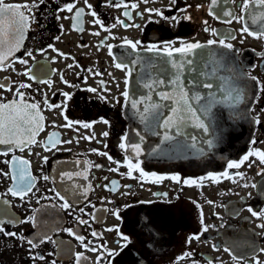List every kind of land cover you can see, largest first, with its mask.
<instances>
[{
	"label": "flooded vegetation",
	"instance_id": "af4514ba",
	"mask_svg": "<svg viewBox=\"0 0 264 264\" xmlns=\"http://www.w3.org/2000/svg\"><path fill=\"white\" fill-rule=\"evenodd\" d=\"M34 2L39 5L31 13L35 16V22L31 23L24 33L20 49L6 62L14 60L12 67L0 71V83L11 85L13 90L19 83L31 84V88L22 89L29 102L33 100L42 102L46 96L49 103L60 104L65 102L62 93L67 92L72 98L67 101L64 115L69 120L79 121L81 124L92 123V128L85 129L81 124L73 125V129L79 131L61 127L66 123L64 115H61V109L49 110L41 103L44 130L36 136L37 143L23 151L14 150L8 157L0 156V170L5 172L9 171V166L2 161L11 159V155L28 160L31 175L36 178V188L39 189V191L34 189L35 195L30 194L26 197V201L29 202L25 203L10 194L0 196L11 203L9 215L16 220H22L32 215L33 209L42 205L59 204L60 201L55 199V192L50 189L60 191L73 207L67 210L45 208L38 214V219L47 222L53 228L72 229L85 238V244L91 241L89 247L99 248L100 245L106 244L107 249L119 251L120 254L115 257L113 264H193V261L197 264H208L209 260L212 264H236L232 256L223 250L225 246L232 248L237 255L241 252L251 253V248L237 247L245 243L264 248V228L258 227L264 223V216L254 217L248 211L251 207L258 213L264 212V175L257 174L264 165L260 164L256 157H250L239 169L227 168L229 161L238 162L250 149L264 150V143H261L264 141L262 111L264 91H258L256 81L250 79L254 76L264 85V39L253 38L247 33L242 35L240 32L244 26L242 23L235 20L232 23L222 22L229 19L228 17L214 19L209 15L211 0H177V5L171 12L167 11L169 0H157L147 5L140 3L139 0H124V3L129 5L130 19L123 15L125 11L123 6L119 8L107 6L109 0H88V4L92 5L91 9L86 6L84 0H44L43 3H40V0H5V3L10 4L31 5ZM73 2L76 8L85 9L80 25L83 28L82 32L73 29L72 17L76 8L72 13L57 11L65 4ZM111 2L118 3L119 0ZM132 3H138L139 7L131 9ZM241 3L242 0H235L234 3L231 0H222L215 11L221 13L224 10H231L239 16L241 9L238 5ZM186 4L192 5L188 9L192 20L190 22L181 20L178 25H175V22L169 25L163 20L159 23H150L148 14L144 12L146 7L159 8L164 10L166 16H183L185 13L177 12L176 9L184 8ZM196 5L202 7L197 10ZM93 10L109 31H104L93 23L95 18L90 14ZM138 12L144 13L143 18L137 15ZM57 16L60 18L57 19ZM117 18L127 24L141 27L126 28L117 24L113 28L112 25L116 23ZM152 19L156 20L158 17L153 16ZM205 20L208 22L207 25L203 23ZM205 27L218 30V35L204 31ZM95 32H99L100 35H93ZM229 33H234L236 39L228 38ZM57 36L60 37L59 40L55 39ZM177 37L193 43L199 41L202 44H206L210 39L220 38L230 42L233 45L232 50L213 45L204 51L214 53L210 57L215 61L210 65V69L216 68V76L211 77L212 82L220 83L217 77L231 78V83L242 90L243 99L234 109L223 105L215 107L208 134L189 126L184 129V136L162 143L164 129L146 127L130 104L125 105L124 97L121 95L125 91V72L114 66L113 56L122 57L129 51L123 46L124 38L140 40L147 44L173 41ZM50 44L65 55L60 56L52 51L48 48ZM107 45H113L112 56L109 55ZM175 46L179 47L180 44L176 43ZM41 49L47 51L42 52ZM26 51H31L34 59L27 57ZM141 55L147 58L150 54ZM19 59H27L28 64L19 63ZM68 65L73 67L69 68ZM26 68H31L33 73L48 80L49 83H37L29 79L23 75ZM97 72L100 75H96ZM61 76L69 83L65 84ZM135 77L130 79L128 90L131 98L139 99L147 90L139 85L136 73ZM87 88H96L97 92H88L85 90ZM199 91L205 96L209 91L215 92L217 98L221 95L215 87L211 90L201 88ZM0 96L5 102L13 99V93L3 89H0ZM152 102L160 103L155 93L152 94V100L148 101ZM163 103L171 106L172 101ZM203 103L205 101H201V104ZM160 111L161 119L170 114L169 107H164ZM126 114L130 116V120ZM253 118H258L260 124H254ZM102 120H107L108 124ZM139 126L142 131H137ZM51 132H58L59 139L71 140L72 143L59 144L58 150L45 151L44 143ZM103 132H108L109 135L104 137ZM136 132L144 136L147 147L151 150H178V157H173V152L165 158L155 153L148 157H138L146 173L178 174L181 180L198 179L211 173L219 176L220 182L204 179L189 186L169 179L154 183L151 182L153 180L151 175L143 181L128 177L125 151L118 145L126 133L128 136L126 143H140ZM154 132H159L160 135ZM93 133L95 139L89 141L83 138ZM217 133L222 138L209 149L205 141L214 139ZM191 136L197 138L195 147H191L193 143ZM253 138L256 144H251ZM93 149L107 153L113 161L110 162L107 156L93 152ZM199 149H204L203 155L198 154ZM45 156L48 158L47 163L42 159ZM76 161H80V165H77ZM86 161L91 162L90 167L84 163ZM136 162L134 159L133 163ZM249 163H252L251 167H248ZM95 165L102 167L97 168ZM85 169L88 179L77 177L74 180V183L80 186L78 193L73 195L65 192L64 189L73 182H61L60 174ZM224 171L230 173L231 179L221 175ZM236 173H242L243 176ZM43 176H48L49 179L45 181ZM133 176L138 177L139 172H133ZM112 181L117 182V187L114 191H109L108 188H112ZM11 184V180L0 176V194L6 193ZM244 184L249 186L244 187ZM252 184L258 187L253 188ZM105 185H108V188ZM41 196L53 199H41L40 204H37L36 200ZM81 208L84 209L83 212L80 211ZM114 212L119 213V219ZM77 218L88 223L80 224ZM204 226H209L207 232H203ZM3 227L6 231L16 232L34 240L38 232L31 223L16 225L5 223ZM107 229H118V232L128 236L131 242L120 251L118 241L120 244H124L125 241L116 230ZM93 231L99 235L92 236ZM197 234L200 235L198 241L193 239L191 243H187L189 237ZM53 239L61 242L59 250L52 243L42 244L34 253L44 255L45 260L33 261L29 258V246L26 242L0 234V264H51L53 259H56L57 264H76L74 253H83L87 257L81 264H97L99 253L86 250L67 232L61 230L54 233ZM213 245L219 250H214ZM49 252L55 255L48 256ZM184 253L192 255L178 260ZM257 258L264 264V253H259ZM103 264H108V260L105 259ZM248 264H253L251 257Z\"/></svg>",
	"mask_w": 264,
	"mask_h": 264
},
{
	"label": "snow or ice",
	"instance_id": "6c2138e0",
	"mask_svg": "<svg viewBox=\"0 0 264 264\" xmlns=\"http://www.w3.org/2000/svg\"><path fill=\"white\" fill-rule=\"evenodd\" d=\"M44 0H40V3H43ZM86 6L91 9L92 5L88 4V0H84ZM140 3H144L145 5L149 3H155L157 0H139ZM222 0H211L209 5V15H212L214 19L220 20L221 16L228 17L229 19L223 20L224 23H232L235 20L238 23H242L244 26L240 29L241 34L247 33V35L252 36L256 39H264V0H242V3L238 5L241 9V14L239 16L235 15V13L231 10H224L221 13H217L215 9L219 6ZM232 3L235 0H231ZM177 5V0H169V5L167 7V11L171 12L173 8ZM109 7H121L125 8L123 15L127 18H131V13L128 10L129 5L124 3V0H119L118 3H112L109 0L107 4ZM39 5L35 2L31 5L28 3L17 4V3H5V0H0V71L7 70V68L12 67V64L15 62L14 60L9 61L10 57H13L15 52L18 51L22 45V41L24 39V33L30 27V24L35 22V16L31 15L33 9L38 8ZM139 7L138 3H132L130 5L131 9H137ZM192 5H187L184 8H177V12L185 13L183 16L171 15L166 16L164 14V10L159 8H148L144 9V12L148 14L150 23H159L161 20L167 22L169 25H178L181 20L190 22L192 20L191 14L188 12V9L191 8ZM202 5H196V9L199 10ZM76 8L75 3L65 4L63 7L57 9V11H67L69 13L73 12V9ZM85 14L84 8H76L75 15L72 17L73 29L83 31V28L80 26L82 24V17ZM90 14L95 18L93 23L99 25L104 31H109L108 28L105 27L103 22L97 18L98 14L96 11H91ZM141 18H143L144 13H137ZM158 17V19L153 20L152 17ZM60 17L57 16V19ZM67 19V17H64ZM251 21L249 24L248 21ZM205 25H207V21H203ZM117 24L124 27H136L140 28V25L136 24H127L125 21L117 18L116 23L112 25V27H116ZM62 29V26H61ZM143 31V29H141ZM204 31H211L213 35H218V30L209 29L205 27ZM93 35L99 36V32L93 33ZM228 38L236 39L234 33H229ZM55 39L59 40L60 37L57 36ZM107 39V37H106ZM103 44V42H101ZM179 43L180 46L176 47L175 44ZM218 45L224 49L232 50L233 45L230 42H226L225 38H220L219 40L210 39L206 44H202L199 41L196 42H188L183 38L177 37L173 41H161L159 43L150 42L145 44L140 40H129L127 38L123 39V46L129 49L122 57L113 56L114 66L117 69H120L125 72V91L121 94L124 97L125 105L130 104L131 108L135 110V113L138 115L140 121L145 124L146 127L162 128L164 129L163 133V142H170L175 140L177 137L184 136V129L187 127H193L200 129L203 133L208 134L211 122L213 120V109L218 105H223L228 108H235L239 103L242 102L243 95L242 90L237 88L235 85L231 83V78L228 77H217L220 81L218 84H214L211 80L212 76H216V68L212 67L210 69V65L214 64L215 61L211 60L210 57L214 55V53H207L204 50L209 48L210 46ZM83 47V45H81ZM109 50V55L112 56V48L113 45H107ZM52 51L57 52L58 55L64 56V53H60L58 49H56L53 45H48ZM40 51H47L46 49H41ZM141 53L150 54L145 58ZM25 55L27 57H31L34 59L31 51H26ZM19 63L27 65V59H19ZM69 68H72L73 65H68ZM14 70V69H13ZM91 71V70H89ZM133 72H136L137 79L139 85L147 90V93L141 96L139 99H133L130 97L129 93V84L130 79L133 76ZM96 75H100V73H95ZM23 75L27 76L29 79L34 80L37 83H49L48 80L41 78L40 76L33 73L31 68H26ZM7 79V78H5ZM62 81L65 84L69 82L67 80H63V76H61ZM253 81H256L258 86V91H264V85H262L256 77H250ZM101 84L103 82L101 81ZM71 86V85H70ZM32 85L28 83H19L15 90L11 87V85H6L4 83H0V89L5 91H9L13 93V99L5 102L4 98L0 96V156L8 157L10 153H13L14 150L23 151L26 147L31 148V146L37 143L36 136L39 132L44 130L43 120L44 117L41 115V103H43L49 110L52 109H61V115H64V111L67 107V101L71 100V95L67 92L62 93L65 97V102L60 104H52L49 103L47 97L41 101L29 102V99L26 96V93L22 91V89L31 88ZM217 88L220 92V97L217 98L215 92L209 91L206 96L202 95L199 89H213ZM88 92L96 93V88H87L85 89ZM155 93L160 100V103L152 102L148 103V101L152 100V94ZM258 99V96H257ZM165 101H172L171 106L163 103ZM201 101H205V103L201 104ZM164 107H169L170 114L161 119V109ZM264 111V109H262ZM203 117V118H202ZM64 119L66 123L61 125V127L73 129L74 124H81L79 121H72L64 115ZM103 123L108 124L107 120H102ZM254 124H260V120L258 118H253ZM55 126V125H53ZM81 126L85 129L92 128V123H82ZM79 131V129H73ZM156 135H160L159 132H154ZM58 132H51L47 138L46 143H44L45 151H52L53 149L58 150L57 146L59 144H68L72 143L71 140H61L59 139ZM109 135L108 132H103L102 136L107 137ZM136 135L139 137L141 143L144 141V136L140 132H136ZM86 140L91 141L95 139V134L91 136L83 137ZM221 135L219 133L215 134L214 139H207L205 143L208 148H213L217 141L221 139ZM192 140L191 147H195L196 137L191 136ZM128 140L127 133L121 137V143L118 147L125 151V162L128 168L127 176L130 178H136L138 180H145L149 175L153 178L151 182L160 183L165 179H169L176 183H182L184 185H194L198 183V180L202 181L204 179H209L215 183L220 182V178L214 174H207L204 177L196 178H185L181 180V177L178 174L172 175H163L156 173H146L144 169L141 167V162L138 160L143 154V149L141 147V143H126ZM264 143V141H261ZM251 144H256L255 138L251 140ZM107 147V145H105ZM131 150L129 153L128 150ZM93 152H97L99 155L107 156L110 162L113 161L111 156H108L107 153L99 152L96 149L92 150ZM162 150L153 149V153L159 155ZM134 154V155H133ZM199 155L204 154V149L198 150ZM39 155V154H37ZM250 157H256L260 164L264 165V150H260L258 148L250 149L243 157L237 161H229L227 164L228 169H239L246 161H249ZM44 163H47L48 158L45 156L42 158ZM136 159L137 162L133 163V160ZM4 164L9 166V171L5 172L0 170V176H3L9 180H11L12 184L7 189V192L4 194H0V196L10 194L12 197H17L20 199L22 203L29 202L26 201V197L29 195H35L33 191H39L36 188V178L31 175L30 172V162L28 160L21 159L14 154L11 155V159L3 160ZM77 165H80V161L75 162ZM91 166V162H84ZM119 164V162H116ZM255 163V161H252ZM252 163L248 164V167L252 166ZM95 167L100 168L101 165H95ZM110 171H116L117 169H109ZM87 169L84 171L77 172H63L60 174L61 182L69 181L73 182L69 184L64 191L69 192L73 195H76L79 191V187L74 183L75 178L80 177L84 180L88 179L86 175ZM133 172H139L138 177L133 176ZM258 175H264V168L260 169L257 173ZM224 178L231 179V175L228 171H224L221 174ZM236 175L243 176L242 173H236ZM43 179L47 181L49 179L48 176H43ZM112 188H108V185H105L109 191H114L117 187V182L112 181ZM244 187H248V184H244ZM91 187L90 185L88 186ZM125 187H128L125 185ZM251 187L257 188L256 184H252ZM50 191L55 192V199L59 200L60 203H50L49 205H42L40 208L33 209L32 215L25 217L22 220H16L13 216L9 215V210L11 208L10 201L4 200L0 198V234L5 237H12L23 242H26L28 247L29 258L33 261L45 260V256L35 252L34 250L39 248L40 245L45 243H52L57 246L59 250V245L61 242L53 239V234L58 233L63 230L67 232L69 235L75 237L81 245L88 251L98 252L97 256V264H103L104 260H108V264H113V261L116 256L120 253L116 250L107 249L106 244L100 245L97 247H89V244H85V238L81 235L76 234L72 229H60L58 227L53 228L47 224L45 221H41L38 219V214L41 213L45 208L59 209V210H67L73 207V205L69 202L68 198L63 195L60 191H56L55 189H50ZM87 192L85 191L84 195ZM155 195V194H154ZM166 195V194H162ZM41 199L52 200V197L41 196L36 200L37 204H40ZM211 203V201H209ZM127 207V206H126ZM93 208L95 206L93 205ZM81 212L84 211L83 208L80 209ZM107 211V210H105ZM248 211L254 217L264 216V212L258 213L254 211L251 207L248 208ZM117 219H119V213H113ZM95 218V217H94ZM78 219L80 224H87L86 220ZM5 223L16 225V224H26L31 223L33 228L37 229L38 232L36 234V239H31L23 236L22 234H18L16 232L6 231L3 225ZM201 224H203V216L201 214ZM209 226L203 227V232L208 231ZM223 227V224L221 225ZM260 228H264V223L258 225ZM118 229H107V231H113ZM99 234L95 231L92 232V236L96 237ZM118 235L121 236V239L125 241L124 244H120L118 241V247L120 251H122L128 244L131 242L129 237L118 232ZM199 240L200 235H194L189 237L187 243H191V241ZM237 247H248L251 248V253L241 252V254L237 255L232 248L225 246L224 251L228 252L236 264H248L249 257H251L253 264H262V262L257 258L259 253H264V248H258L253 246L252 244L245 243L244 245ZM214 250H219L216 245H213ZM103 249V251H101ZM48 256H54L55 253L49 252ZM76 264H81L82 260H87V257L83 255V253H74ZM191 253H184L179 259H185L191 257ZM51 264H57L56 259L51 261ZM193 264H197V262L193 261ZM208 264H212V261L209 260Z\"/></svg>",
	"mask_w": 264,
	"mask_h": 264
},
{
	"label": "water",
	"instance_id": "95a60500",
	"mask_svg": "<svg viewBox=\"0 0 264 264\" xmlns=\"http://www.w3.org/2000/svg\"><path fill=\"white\" fill-rule=\"evenodd\" d=\"M135 73H136V72H133V76H132V78H136V77H135ZM128 112L130 113V108H128ZM126 116H128V118H129V120H130V116H129L128 114H126ZM137 131H142L141 126L138 127ZM143 131H144V126H143ZM138 140H139V142L141 143L139 137H138ZM141 144H142L141 147H142V149H143V154H142L141 156H144V157H148V156H150V154L153 152V150H151V149H149V148L147 147V141H146L145 138H144V141H143ZM128 151H129V153H131V150H130V149H129ZM171 152L174 153V154H173V157H178V150H170V151H168V150H164V151H161V152H160L159 156L165 158V157H167V155L170 154Z\"/></svg>",
	"mask_w": 264,
	"mask_h": 264
}]
</instances>
